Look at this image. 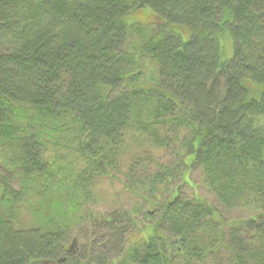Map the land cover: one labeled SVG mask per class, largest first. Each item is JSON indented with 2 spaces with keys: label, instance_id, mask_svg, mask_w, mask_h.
Listing matches in <instances>:
<instances>
[{
  "label": "trees",
  "instance_id": "16d2710c",
  "mask_svg": "<svg viewBox=\"0 0 264 264\" xmlns=\"http://www.w3.org/2000/svg\"><path fill=\"white\" fill-rule=\"evenodd\" d=\"M142 8L158 20L129 25ZM246 82L263 86L258 98ZM172 142L173 164L127 154ZM126 160L148 198L183 179L143 242L114 259L76 255L72 227ZM193 168L219 205L256 213L226 220L187 191ZM133 211L102 221L130 225ZM44 262L264 264V0H0V264Z\"/></svg>",
  "mask_w": 264,
  "mask_h": 264
},
{
  "label": "rangeland",
  "instance_id": "374dc122",
  "mask_svg": "<svg viewBox=\"0 0 264 264\" xmlns=\"http://www.w3.org/2000/svg\"><path fill=\"white\" fill-rule=\"evenodd\" d=\"M153 12L150 8L136 9L130 12L125 20L129 25L138 23H151L158 20L157 16H153ZM189 33L183 34V38L188 39ZM220 43L223 50V60H229L233 57V41L229 32H225L220 38ZM148 65L150 69L146 71V74H151L154 69H156V64L154 61H149ZM249 90L252 92V96L258 98L260 92L263 89L262 85H257L253 82H246ZM252 85L253 90L249 87ZM146 150L153 159L158 160L163 164H173L175 161L179 160V154L181 153L179 147L173 144V142L166 147L155 148L151 145H146L145 147L134 146L128 151V155L132 152L139 154L138 156H144ZM147 153V154H148ZM181 155V154H180ZM130 160H126L121 167V170L114 173L116 176L114 179H105L103 182L98 184L94 191V197L92 202L86 205V213L88 214L81 223L72 227L69 238L67 240L68 244H72L73 253L81 256H88L91 254L93 259L96 261L102 257H107L109 259L117 258L123 248H127L133 242H143L145 236V227L143 223L150 225L155 219L158 218V213H156L157 208L168 200L173 193V187L182 181V174H176L173 177V182L171 185H167L165 188L157 191V198H148L147 193L144 190H139L132 183H129L125 177L126 170ZM144 165H141V174L153 172L155 166L150 160H142ZM138 165V164H137ZM184 169V168H183ZM135 173V172H134ZM188 181L191 183L187 191L190 193L195 192L202 197L207 198L211 201L217 208V210L222 214L226 220L248 218L250 215L256 213L254 207H239L232 210H227L223 206L219 205L212 193L206 190L202 184L203 172L200 168H193L189 175H187ZM11 183L16 187V181L12 180ZM197 187V188H196ZM153 203H150V201ZM154 203H157L154 207ZM139 207V208H138ZM138 211H133V210ZM124 211L135 212L134 220L132 224L129 225L128 222H119L115 224L114 229H107L106 224L102 221L103 217H110L112 215L118 216L120 220L121 214ZM147 211H151V216H147ZM124 227H130L131 234L125 235L122 233ZM111 231H118L125 236L122 239L120 237L116 240ZM166 231V230H165ZM90 251L89 253H87ZM88 254V255H87ZM180 261V260H177Z\"/></svg>",
  "mask_w": 264,
  "mask_h": 264
},
{
  "label": "water",
  "instance_id": "95a60500",
  "mask_svg": "<svg viewBox=\"0 0 264 264\" xmlns=\"http://www.w3.org/2000/svg\"><path fill=\"white\" fill-rule=\"evenodd\" d=\"M75 241H73L72 246H74ZM43 264H52V262H44Z\"/></svg>",
  "mask_w": 264,
  "mask_h": 264
}]
</instances>
